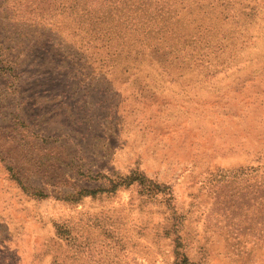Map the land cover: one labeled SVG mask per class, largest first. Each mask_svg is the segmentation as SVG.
<instances>
[{
    "label": "rangeland",
    "instance_id": "obj_1",
    "mask_svg": "<svg viewBox=\"0 0 264 264\" xmlns=\"http://www.w3.org/2000/svg\"><path fill=\"white\" fill-rule=\"evenodd\" d=\"M0 264H264V0H0Z\"/></svg>",
    "mask_w": 264,
    "mask_h": 264
},
{
    "label": "trees",
    "instance_id": "obj_2",
    "mask_svg": "<svg viewBox=\"0 0 264 264\" xmlns=\"http://www.w3.org/2000/svg\"><path fill=\"white\" fill-rule=\"evenodd\" d=\"M120 186V185H119Z\"/></svg>",
    "mask_w": 264,
    "mask_h": 264
}]
</instances>
